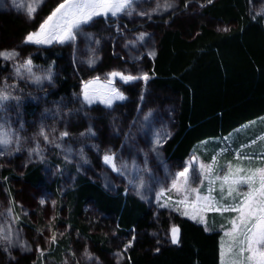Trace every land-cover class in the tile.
Segmentation results:
<instances>
[{
  "label": "rangeland",
  "instance_id": "374dc122",
  "mask_svg": "<svg viewBox=\"0 0 264 264\" xmlns=\"http://www.w3.org/2000/svg\"><path fill=\"white\" fill-rule=\"evenodd\" d=\"M32 2L0 0V15L15 17L23 26L18 36L9 39H3L0 33V52L16 53L11 60L0 58V89L9 96L0 104V131L11 139L9 145L0 147V228L5 232L11 229L12 238L10 247L0 244V264L124 263L126 246L132 244L134 236L125 238L118 235L113 224L91 203L84 207L83 218L90 225V233L109 237L108 251L103 252L93 246L64 222L69 214L63 203L66 192L75 186L80 176L100 182L111 194L122 189L136 197L152 213L155 225L162 215L170 221L172 216L186 218L207 228V231L218 229L222 237V226L230 228L228 219L235 213L209 211L203 214L205 223H200L198 219L181 215L173 207L161 205L168 203L169 197L172 201L178 199L171 190L172 182L194 157L198 160L191 165L192 186L199 188L201 195H207V181L200 182V164H209L213 156L222 153L216 166V171L222 173L229 162L239 163L235 156L241 154V147H234L236 142L228 135L214 140L215 143L202 142L198 154L191 152L181 162L168 160L164 146L175 130L173 102L158 97L149 79L125 83L117 76L112 77L111 85L108 84L112 72L135 77L146 74L149 77L145 63L151 61L152 54L156 52L157 29L196 16L204 7V0H134L131 15L120 14L107 19L98 16L82 26L74 42L40 45L25 43V38L39 29L62 0H42L34 16L29 18L27 6ZM166 3L171 7L165 9ZM248 3L252 12L264 17V0H248ZM50 4L52 6L43 15ZM56 49L65 50V58L58 62L59 66L67 65L72 72V80L79 85L78 91L67 98L48 96L55 88L52 78L56 74L51 69L53 64L46 61V55ZM35 55H40L44 63L49 64H35ZM29 59L32 62L31 74L21 69L18 76L17 67ZM35 77H40L39 82ZM90 81H96L88 88L92 103L84 99L85 85ZM110 88H116L125 98L113 100L109 107L100 100L108 97ZM135 96L137 105H134ZM98 112H104L101 118ZM242 131L245 130L234 134L232 139H241L244 136L240 135ZM63 132L68 135L61 137ZM262 137L264 133L259 139ZM253 142L239 144L252 147ZM208 150H212L211 156L205 157ZM248 151L252 158L244 161L257 163L260 160L262 163L255 165L243 161V165L253 169L264 167L262 152L255 153L253 157L252 151ZM105 155L114 157L120 171L115 172L104 163ZM28 169H38L43 183L35 186L24 183L22 176ZM160 193L163 195L158 200ZM212 196L220 199L219 182ZM223 202L230 203V198ZM214 214L223 215L225 224L212 226L214 219L211 216ZM53 234L54 243L51 242ZM167 238L171 242L170 234ZM63 239H67L69 244L61 254V261L43 259L42 255L52 244L56 245Z\"/></svg>",
  "mask_w": 264,
  "mask_h": 264
},
{
  "label": "trees",
  "instance_id": "16d2710c",
  "mask_svg": "<svg viewBox=\"0 0 264 264\" xmlns=\"http://www.w3.org/2000/svg\"><path fill=\"white\" fill-rule=\"evenodd\" d=\"M204 2L196 16L157 29L156 52L145 63L155 94L173 102L175 130L164 146V153L168 160L181 162L191 152L198 154L202 142L215 143L214 140L248 125L240 135H244L245 141H255L248 148L254 157L255 153L264 151V140L259 139L264 133L263 19L250 10L248 0ZM48 6L43 15L52 4ZM22 28L19 19L0 15L3 39L18 36ZM64 52L56 49L46 55L56 74L52 78L55 88L48 95L53 99L67 98L79 87L70 76V68L59 66L58 62L65 58ZM33 60L35 64H49L40 55H35ZM135 97L134 105H137ZM98 113L101 118L104 112ZM211 151L205 157L211 156ZM22 180L31 186L43 183L38 169L25 171ZM63 203L69 210L64 222L103 252L109 250V237L90 233V225L83 218L87 204L91 203L98 213L107 217L118 235L134 236L123 264H220L221 231L215 228L207 231L186 218L172 216L170 221L166 215L155 225L145 203L122 189L111 194L100 182L80 176L66 192ZM211 217L212 226L225 224L223 215ZM172 225L180 230L177 244L167 238ZM68 244L67 239L52 244L42 255L43 259L59 263Z\"/></svg>",
  "mask_w": 264,
  "mask_h": 264
},
{
  "label": "snow or ice",
  "instance_id": "6c2138e0",
  "mask_svg": "<svg viewBox=\"0 0 264 264\" xmlns=\"http://www.w3.org/2000/svg\"><path fill=\"white\" fill-rule=\"evenodd\" d=\"M41 2L42 0H33L27 6V16L29 18L34 16ZM133 3L134 0H62L40 24L39 29L26 36L24 42L37 45L52 44L53 42L59 44L69 41L74 42L76 33L95 17L103 16L107 19L109 16L116 17L120 14L131 15ZM209 3H211V0H209ZM164 7L165 9L170 8L171 4L166 3ZM140 38L142 39L143 36ZM15 56V52H0V58L5 60L14 59ZM21 69L31 74V60L29 59L17 67L18 76L21 74ZM117 76L125 83L136 79L145 81L149 79L146 74L135 77L112 72L108 84L111 85L112 77ZM35 80L39 82L40 77H35ZM94 83L96 81H90L85 85L84 99L88 103H92L93 100L89 97L88 88ZM124 98L116 88H110L108 97L101 99L100 102L110 107L113 100H123ZM8 99L9 96L5 94L4 90L0 89V104ZM40 134L47 140V136L43 131ZM60 135L64 137L68 133L63 132ZM261 139H264V137ZM10 143L11 139L8 138V134L0 131V147H6ZM156 143L159 145L160 141L157 140ZM221 154L217 153L213 156L211 163L206 165L201 163L199 166L200 182L207 181L208 183L207 195H201L200 189L192 186L193 169L191 165L198 160L194 157L182 171L176 174L172 182L171 190H174L178 199L172 201L169 197V202L161 206L173 207L181 215L193 220L198 219L200 223H205L203 214L209 211H217L221 214L223 212L235 213L234 216L228 219V224L231 227L224 228L222 226L220 264H264V167L255 169L245 167L243 161L251 160L252 157L249 154L240 155L237 153L235 159L239 163L229 162L224 166L226 170L221 173L216 171L218 157ZM104 163L111 166L113 171H120L112 155H105ZM217 182H219V200L212 196V192L216 190ZM162 195L163 193H160L157 199L159 200ZM229 198L230 203L225 204L223 201ZM178 232L179 230L176 227L171 229V242L173 244L178 243ZM51 242H55V234H53ZM0 244H7L8 247L12 245L11 229L5 232L3 228H0ZM127 247H131V243Z\"/></svg>",
  "mask_w": 264,
  "mask_h": 264
},
{
  "label": "crops",
  "instance_id": "0c3cea01",
  "mask_svg": "<svg viewBox=\"0 0 264 264\" xmlns=\"http://www.w3.org/2000/svg\"><path fill=\"white\" fill-rule=\"evenodd\" d=\"M261 17H262V15H261ZM262 19H263V24H264V17H262ZM247 126L248 125H246L245 126V128L244 129H241V127L240 128H238V129H236V130H234V132L231 134V140L232 141H234V142H236V146L234 145V147H237V148H239V147H241V149L243 150V151H241L240 153L241 154H248L249 153V151H248V148H250V146H248V147H242L241 145H242V142H246L245 144H248L249 142H251L252 140H244L245 139V137H241V139H232L233 138V136L235 137V135L234 134H236V133H239V131L240 130H245L246 128H247ZM239 130V131H238ZM243 132V131H242ZM245 132V131H244ZM227 137V136H226ZM239 142H241L240 144H239ZM253 142V141H252ZM253 144H254V142H253ZM263 149L262 150H264V146L262 147ZM240 154V155H241ZM262 154H264V151H262ZM261 156H263V155H261ZM255 157H258V156H255ZM256 160H259V159H256ZM255 163V165H257V164H260V163H262V162H260V160L259 161H257V163H256V161H254ZM248 163V162H247Z\"/></svg>",
  "mask_w": 264,
  "mask_h": 264
},
{
  "label": "water",
  "instance_id": "95a60500",
  "mask_svg": "<svg viewBox=\"0 0 264 264\" xmlns=\"http://www.w3.org/2000/svg\"><path fill=\"white\" fill-rule=\"evenodd\" d=\"M174 227H176L178 230H179V228L177 227V226H174ZM170 235H171V231H170ZM180 237V230H179V232H178V238ZM172 243V242H171ZM173 244V243H172Z\"/></svg>",
  "mask_w": 264,
  "mask_h": 264
}]
</instances>
